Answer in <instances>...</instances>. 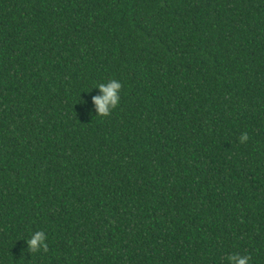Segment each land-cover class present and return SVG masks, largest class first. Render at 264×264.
<instances>
[{
  "label": "trees",
  "instance_id": "16d2710c",
  "mask_svg": "<svg viewBox=\"0 0 264 264\" xmlns=\"http://www.w3.org/2000/svg\"><path fill=\"white\" fill-rule=\"evenodd\" d=\"M233 253L264 264V0H0V264Z\"/></svg>",
  "mask_w": 264,
  "mask_h": 264
},
{
  "label": "clouds",
  "instance_id": "9594fccd",
  "mask_svg": "<svg viewBox=\"0 0 264 264\" xmlns=\"http://www.w3.org/2000/svg\"><path fill=\"white\" fill-rule=\"evenodd\" d=\"M122 88V82L117 79H110L106 82L95 84L92 90H97L99 94L91 97V104L93 105L94 111L90 112L89 115H92L94 112L95 117H108L121 103ZM81 101L82 103L80 104L85 107L89 103L82 99ZM248 140L249 136L247 133L241 135V143H245ZM19 241L26 243V251L29 254L38 253L41 250L47 252L48 250V235L43 230L32 232L29 234V238ZM22 254H24V250H21L20 255ZM224 264H251V256L237 253L229 254Z\"/></svg>",
  "mask_w": 264,
  "mask_h": 264
}]
</instances>
